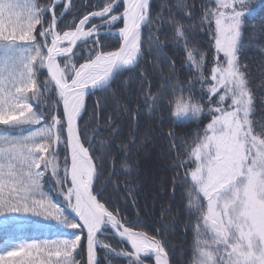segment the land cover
Segmentation results:
<instances>
[{
  "label": "snow or ice",
  "instance_id": "1",
  "mask_svg": "<svg viewBox=\"0 0 264 264\" xmlns=\"http://www.w3.org/2000/svg\"><path fill=\"white\" fill-rule=\"evenodd\" d=\"M60 5L63 10L57 13ZM71 6V0H0V217L5 230L12 226L0 242V264H100L98 247L106 257L129 264H145L144 258L153 256L155 264H169L161 239L128 226L141 223L139 216L128 220L101 202L105 141L87 135V122L79 123L86 95L105 92L115 99L116 93L109 91L112 83L139 66L145 29L148 43L169 59L152 31L160 26L153 23L151 0H107L78 23L61 26ZM160 7L173 16L167 4ZM175 7L180 11L194 5L177 0ZM253 12L254 0H209L204 6L199 24L206 27L199 31L209 36L214 49L207 75L206 53L196 59L188 47L189 29L195 26L167 21L176 41L184 42L185 66L197 75L183 81L175 76L173 63L161 76L158 91L152 93L149 86L144 92L151 116L169 90L183 93L186 86L189 91L187 99L175 102L174 112L165 103L175 123L196 124L191 144L173 131L168 134L176 138L170 146L178 142L186 157L178 152L174 158V167L185 171L176 173L173 184L186 187L191 264H264V124L257 130L252 119L254 97L240 61L245 19ZM94 19L109 29L122 22L116 32L107 33L120 41L114 50H104L100 42L98 29L104 24L88 27ZM156 20L164 22L165 17L157 14ZM194 91L199 99H193ZM46 96H54V102ZM123 168L129 170L127 164ZM48 181L54 185L51 193L45 191ZM28 227L31 233L24 230ZM59 228L70 231H53ZM113 234L130 244L131 251L99 239Z\"/></svg>",
  "mask_w": 264,
  "mask_h": 264
},
{
  "label": "trees",
  "instance_id": "2",
  "mask_svg": "<svg viewBox=\"0 0 264 264\" xmlns=\"http://www.w3.org/2000/svg\"><path fill=\"white\" fill-rule=\"evenodd\" d=\"M49 1L39 0V3L45 4ZM105 2L107 0H71V15H75V20H78L88 12L103 7ZM185 2L194 5V7L177 11L175 7L177 0H151L150 11L153 23L160 26L159 31L155 27L152 31L164 44V52L169 59L165 60L163 54L148 43L147 30L145 29L143 35L145 51L139 66L134 72H122L112 83L109 91L116 93L115 99L105 92L88 95L86 110L79 122L81 124L88 123L87 135L95 136L97 142L105 141L107 151L101 173V183L105 186L101 202H106V207L110 211L118 210L119 214L128 220L135 221L139 216L141 223L128 226L146 231L161 239L165 244V250L170 254V264H187L193 259V233L191 228H185V223L188 220L184 210L187 202L184 195L186 187L173 184L176 173H180L182 176L185 171V168L174 167V158L178 152L181 153V159H186V157L178 142L175 147L170 146V139L175 140L176 138H172L168 134L173 131L176 133V137H186V143L191 144L196 124L195 122L175 123L173 115L170 114L165 103V101L171 103V111L174 112L175 102L181 96L183 98L189 96L186 86H184L183 93L177 91L173 95L171 90L166 92L164 101L158 104L155 113L151 116L144 104V92L150 86L151 92L156 93L163 83L161 76H166L169 73L173 63L175 76L181 80L188 81L197 75L194 69L189 71L185 66L187 59L186 51L183 48L184 42L176 41L174 28L167 22L171 19L180 20L185 25L195 26L194 29H189L188 47L194 49L196 59H199L200 52L206 53L205 74H208V68L211 67L214 58V49L210 47L209 36L199 31L200 28L206 27L200 25L199 20L204 6L209 4V0H185ZM162 4L169 6L173 16L169 17L168 10L161 13L160 6ZM60 10L61 7L55 9L57 13H60ZM121 10L122 7L116 9L117 12ZM185 13H191L192 18L188 19ZM157 14L164 15L165 21H157ZM69 16L66 13L60 22L61 26L66 23L65 20ZM93 21L95 20L91 22ZM245 24L246 27L243 29L245 48L241 53L240 61L242 65L246 66L244 71L254 97L252 119L259 130L260 125L264 124V0L254 3V12L251 16L246 17ZM120 25L121 22L118 26ZM99 39L104 50L115 49L118 46L119 40L116 36L105 38L101 35ZM81 48L84 46L81 45ZM149 48L152 49V54H149ZM84 54L82 52V55ZM81 61L82 59L79 60V62ZM142 72L143 77L141 76ZM199 87L200 85L197 83L195 89H199ZM199 97V91H194L193 99H199ZM45 99L52 103L55 98L52 96L49 99L46 96ZM98 101L100 107H97ZM201 102L203 103V101ZM39 110L47 111L43 106ZM207 122L208 119L205 118L203 124ZM96 129L98 131H94ZM156 162L161 164L155 169ZM124 164L129 166L128 171L124 170ZM174 220L176 223H172ZM11 227L5 230L3 218H0V238H3L7 231L11 230ZM24 230L28 233L33 231L30 227ZM59 230L54 229L53 231ZM50 238H54V236ZM109 243L111 245L119 244L113 238L109 239ZM179 251L187 257V262L182 260ZM97 254L100 264H105L104 259L111 260L110 264L128 263L127 259L112 255L106 257L102 248L97 249ZM79 258L77 257V259Z\"/></svg>",
  "mask_w": 264,
  "mask_h": 264
},
{
  "label": "rangeland",
  "instance_id": "3",
  "mask_svg": "<svg viewBox=\"0 0 264 264\" xmlns=\"http://www.w3.org/2000/svg\"><path fill=\"white\" fill-rule=\"evenodd\" d=\"M259 0H254V3H257ZM50 2V1H49ZM49 2H45V4H47V3H49ZM64 3H66V0H64ZM59 7H61V10H62V8H63V5H60ZM60 10V11H61ZM94 11H98V10H94ZM70 16L68 17V19L67 20H65L66 21V23H70V22H74V23H78L79 22V20H75L76 19V17H75V15H71V10L70 11H68L67 12ZM115 14V13H114ZM66 15V14H65ZM50 18V17H49ZM81 18V17H80ZM97 22H100V24H104V21H101V20H98V19H96L95 21H93V22H90V24L88 25V27H90V25H91V23L92 24H95V23H97ZM65 23V24H66ZM118 25H119V23H117V25L114 27V28H111V29H109V26L107 25V24H104V27H101L100 29L102 30V33H103V36L105 37V38H108L109 36L111 37L112 35H107V33L109 32V31H111V32H116L117 30H118ZM120 42V41H119ZM89 43H91V42H89ZM87 53V52H86ZM81 62H84V61H81ZM180 99V98H179ZM185 99H187V98H185ZM174 109H175V104H174ZM174 111V110H173ZM158 157H159V154L157 155ZM160 162H162V161H160ZM160 162H156V166H155V169L157 168V167H159V165L161 164ZM153 182H154V180H153ZM46 185V187H45V191H47V192H49V193H51V192H53L54 191V185H53V182L52 181H49V182H47V184H45ZM54 199H62V198H58V197H54ZM0 218H2V217H0ZM60 230L59 231H62V232H66V231H70V230H66V229H64V228H59ZM2 239L3 238H0V242H2ZM105 240H109L108 238H106V236H105V238H103V240L102 241H104L105 242ZM83 255H84V251H83ZM97 257H98V254H97ZM104 258V257H103ZM103 258H101V260H103ZM98 259H99V257H98ZM105 260V264H110L111 263V260H107V259H104Z\"/></svg>",
  "mask_w": 264,
  "mask_h": 264
},
{
  "label": "bare ground",
  "instance_id": "4",
  "mask_svg": "<svg viewBox=\"0 0 264 264\" xmlns=\"http://www.w3.org/2000/svg\"><path fill=\"white\" fill-rule=\"evenodd\" d=\"M85 146H86V145H85ZM179 255L181 256V258H182V260H183L184 262H187V261H188L187 257L184 256V254L181 253V251H179ZM191 261H192V260H191ZM191 261H190V263L187 262V264H191ZM169 264H170V263H169Z\"/></svg>",
  "mask_w": 264,
  "mask_h": 264
},
{
  "label": "water",
  "instance_id": "5",
  "mask_svg": "<svg viewBox=\"0 0 264 264\" xmlns=\"http://www.w3.org/2000/svg\"><path fill=\"white\" fill-rule=\"evenodd\" d=\"M69 1V0H68ZM87 96V95H86ZM101 237H102V235L101 236H99V239H101ZM128 244V243H127ZM129 245V248H131L130 247V244H128ZM84 251V256H85V258H86V240H85V249L83 250ZM146 264V263H145Z\"/></svg>",
  "mask_w": 264,
  "mask_h": 264
}]
</instances>
